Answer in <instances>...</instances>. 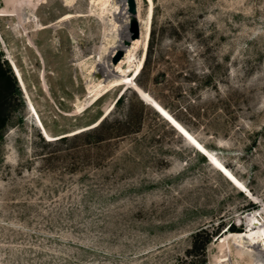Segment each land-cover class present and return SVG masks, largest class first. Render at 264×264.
<instances>
[{"label":"rangeland","instance_id":"rangeland-1","mask_svg":"<svg viewBox=\"0 0 264 264\" xmlns=\"http://www.w3.org/2000/svg\"><path fill=\"white\" fill-rule=\"evenodd\" d=\"M110 2L105 18L91 0L0 16L1 60L24 80L0 128V264H264L259 244L224 242L251 212L264 224V0ZM132 19L138 46L113 62ZM129 58L136 78L78 112ZM202 228L217 233L194 249Z\"/></svg>","mask_w":264,"mask_h":264},{"label":"bare ground","instance_id":"bare-ground-1","mask_svg":"<svg viewBox=\"0 0 264 264\" xmlns=\"http://www.w3.org/2000/svg\"><path fill=\"white\" fill-rule=\"evenodd\" d=\"M16 1H17V3H16ZM16 1L13 2L14 3L13 4L11 2V0H3L4 8L1 10L0 16H16V15L20 14L19 13L20 12L19 11V3H20V1L33 2L35 7H40L46 0H16ZM110 1L111 0H101L100 2H98L97 0H91L92 3L94 2V4H98L99 5V8H100V12L99 13H100V16H102L103 18H105V15L109 14V16H110V13H113L112 10L109 9V5H112L114 7L116 5V3H114V2L111 3ZM77 2H78V0H63V5L65 7H68V8H73V7L76 6ZM152 13H153V5L151 3L150 7L148 9V15H147L148 22H149V19L152 16ZM72 16H74L72 14V11H68V12H66L64 14L63 19H68V18H70ZM111 20H113V19H111ZM116 23L117 22L113 21V25L112 26L114 27L116 25ZM148 28H149V26H147L146 29H148ZM130 35H131V33L129 31H127V30H125L123 32V34L121 35L122 39H125V40L127 39L128 41H131V45L130 46H128V45L124 46V44H118L117 46L114 47L113 51L117 50V49H121V50L127 52V53L125 52L126 53L125 57H128V56L132 57V54H133L132 49L138 46L139 39H136L137 37L132 39ZM123 47H125V48L123 49ZM14 66H15V69H14L13 66H12V68H13V70L15 72L17 80L19 81V84L24 83V80H23V77H22V74H21L19 68L17 67V65L15 63H14ZM133 66H134L133 58H129L128 59L127 64H126L125 67H123L122 64L119 63L117 65V67H118V70L116 72L117 74H115L110 80H107V82H105V83H102V82L98 81L99 82L98 84H94V86H92L94 88L92 90L91 89L90 90L94 91V94L92 95L91 94L92 92L90 93L92 97L87 102L81 104L78 107V112H81V111L85 110L90 104H92L93 102H95L98 99H100L101 97H103L105 94H107L113 88H116V87L121 86V85H125L132 78L135 79L136 76L140 73L141 63L139 62L134 67ZM131 70H132V75L129 74V72ZM107 77L108 78L110 77L109 74L107 75ZM137 89H138L137 90L138 94L141 95V98L143 100H145L148 104H150L176 130H178L186 139H188L189 142L195 148H197L202 154H204L209 159V161L212 164L216 163L218 166H220L221 169H224V171L226 170L227 173H229L230 177H232L237 182V184L242 186L240 181L237 179V177L231 171H229L227 169V167L224 166L221 163V161L205 145H203L201 143V141L196 139L191 134V132L173 114H171L160 102H158L154 97H152L150 95V93H147V91L141 90L140 88H137ZM33 108H34V110H36V108L34 106H33ZM34 112H36V111H34ZM93 125L94 124H92V126ZM43 133H44V130H43ZM43 135L45 136V138H47L45 133ZM48 138L51 139V137H48ZM217 165H215V166H217ZM217 168H219V167H217ZM248 193L250 194V192H248ZM251 196L253 197V195H251ZM257 212L258 211L251 212V213L247 214V216H245V218H246L245 219L246 229L241 230V231H229L228 234H230V235H226V237L224 239V242L226 241L229 247H230L229 239H232V240H234L236 242H240V243L246 242L248 245H253V244L257 243V244H259L261 246V249L264 250V224H260L259 223V218H258ZM226 234H227V232H226ZM256 264H258V263L256 262Z\"/></svg>","mask_w":264,"mask_h":264},{"label":"trees","instance_id":"trees-1","mask_svg":"<svg viewBox=\"0 0 264 264\" xmlns=\"http://www.w3.org/2000/svg\"><path fill=\"white\" fill-rule=\"evenodd\" d=\"M18 95L20 94V89L17 83V80L11 70V68L9 66H7L6 64H4V62L1 60V55H0V128H2L3 126H5L6 122H7V113H6V108H7V104L9 102V99L12 95ZM122 97V96H121ZM120 97V99H121ZM118 99L117 102L120 100ZM116 102V103H117ZM177 118V117H176ZM105 121V119H102L98 124L102 125V123ZM97 124V125H98ZM95 125V126H97ZM67 138V136H63L60 137L59 139H65ZM105 140V138H101L98 139V142H101ZM230 226H232L233 228H235V226L233 224H231ZM204 232L207 233L208 236L205 238V240H203V242L201 243V245H198L197 243V239L200 236V234ZM217 233V231H211L208 232L206 231V229L202 228L198 231H196L193 236H194V242L192 247L194 249L199 248L200 246L202 248H205L206 244L211 240V237L213 236V234ZM191 264H206L204 260L202 259H194L192 260Z\"/></svg>","mask_w":264,"mask_h":264},{"label":"water","instance_id":"water-1","mask_svg":"<svg viewBox=\"0 0 264 264\" xmlns=\"http://www.w3.org/2000/svg\"><path fill=\"white\" fill-rule=\"evenodd\" d=\"M128 4H129V10H130V12H131V13H135L134 0H128ZM130 33H131L130 36H131L132 39L138 37V26H137V22H136V20H134V19H132V21H131ZM124 43H125V44H129V41L126 40ZM121 55H122V50L119 49V50L117 51V53L114 55V57H113V62H117V61L120 59ZM21 85H22V84H21ZM137 92H138V91H137ZM41 130H42V132H43L42 127H41ZM43 134H44V133H43ZM65 136H68V135H65ZM245 192H246V194H248L247 191H245ZM251 198H252V197H251Z\"/></svg>","mask_w":264,"mask_h":264}]
</instances>
